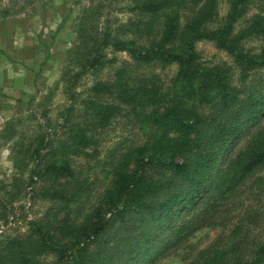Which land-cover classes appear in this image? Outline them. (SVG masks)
I'll return each instance as SVG.
<instances>
[{
  "label": "trees",
  "instance_id": "1",
  "mask_svg": "<svg viewBox=\"0 0 264 264\" xmlns=\"http://www.w3.org/2000/svg\"><path fill=\"white\" fill-rule=\"evenodd\" d=\"M225 1L221 15V0H134L141 17L123 38L80 34L85 62L70 86L85 70L107 63L110 46L132 60L118 68L113 83L92 87L87 107L94 122L106 126L129 114L150 138L121 156L111 183L91 206L92 188L68 190L77 177L68 144L55 147L41 138L30 152L38 165L32 181L65 180L44 192L60 203L61 215L30 220L27 241L14 238L0 246V264H35L36 255L49 253L52 264H147L206 224L264 169V127L220 165L264 116V0ZM245 17L246 26L239 27ZM251 39L259 40L257 48L248 46ZM200 41L213 42L234 66L207 64ZM132 65L177 69L166 85L157 74L135 76ZM73 141L69 147L76 149L91 144L81 127ZM253 195L256 204L190 264H264V187ZM74 199L79 203L72 207Z\"/></svg>",
  "mask_w": 264,
  "mask_h": 264
},
{
  "label": "rangeland",
  "instance_id": "2",
  "mask_svg": "<svg viewBox=\"0 0 264 264\" xmlns=\"http://www.w3.org/2000/svg\"><path fill=\"white\" fill-rule=\"evenodd\" d=\"M133 2L0 0V246L14 238L27 241L30 220L61 215L60 203L44 192L60 188L58 183L65 180L57 182L43 176L32 181L33 166L38 165L30 152L41 138L55 147L61 142L68 144L66 154L77 176L68 190L78 186L92 188L87 206L95 204L98 193L111 183L113 168L121 156L130 155L131 148L149 140L150 132L129 114L100 126L87 107L95 83H113L118 68L132 61L128 52L114 51L110 46L105 50L107 63L96 70H85L77 83L70 86L85 62L80 34L101 36L109 32L124 36L127 30H132V22L141 17L132 9ZM227 7V2L221 0V15L226 14ZM247 20L248 17L243 18L238 26H246ZM259 44L257 39L248 40V46L257 48ZM197 49L207 64L234 66L231 56L213 42L200 41ZM176 69V65L131 66L135 76L157 74L166 85ZM80 127L87 130L91 144L80 149L69 147ZM263 127L264 116L235 142L220 165L225 166L227 159L244 149ZM262 187L264 169L247 180L206 224L150 258L147 264H190L201 250L230 232L247 206L256 204L253 194ZM75 200L70 203L72 207L79 203ZM54 258L51 253L36 255L34 262L52 264Z\"/></svg>",
  "mask_w": 264,
  "mask_h": 264
}]
</instances>
